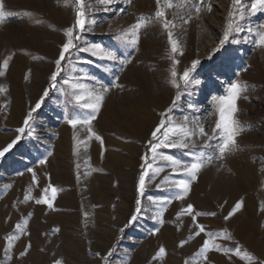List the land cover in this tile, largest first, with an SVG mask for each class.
I'll return each instance as SVG.
<instances>
[{
    "label": "rangeland",
    "instance_id": "obj_1",
    "mask_svg": "<svg viewBox=\"0 0 264 264\" xmlns=\"http://www.w3.org/2000/svg\"><path fill=\"white\" fill-rule=\"evenodd\" d=\"M204 237L264 264V0H0V264Z\"/></svg>",
    "mask_w": 264,
    "mask_h": 264
},
{
    "label": "crops",
    "instance_id": "obj_2",
    "mask_svg": "<svg viewBox=\"0 0 264 264\" xmlns=\"http://www.w3.org/2000/svg\"><path fill=\"white\" fill-rule=\"evenodd\" d=\"M207 242V239L204 238H200V239H193L189 244H188V251L192 252V256H193V261L192 264H210L207 261V258L210 257L211 259H213L214 263L211 264H226L225 257H223L222 253L220 251L218 252H207V250H203V247L206 245L205 243ZM195 245V246H194ZM191 246H194L193 248ZM199 248V249H197ZM199 257H197V253H199ZM191 263V262H190Z\"/></svg>",
    "mask_w": 264,
    "mask_h": 264
}]
</instances>
